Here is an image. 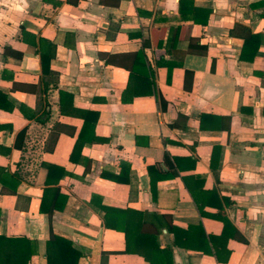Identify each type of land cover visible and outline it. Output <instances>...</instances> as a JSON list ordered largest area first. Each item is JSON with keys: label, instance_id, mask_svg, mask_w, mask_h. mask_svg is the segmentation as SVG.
Returning a JSON list of instances; mask_svg holds the SVG:
<instances>
[{"label": "crops", "instance_id": "crops-1", "mask_svg": "<svg viewBox=\"0 0 264 264\" xmlns=\"http://www.w3.org/2000/svg\"><path fill=\"white\" fill-rule=\"evenodd\" d=\"M105 207L171 216L168 263L264 264V0H0V235L149 264Z\"/></svg>", "mask_w": 264, "mask_h": 264}, {"label": "trees", "instance_id": "trees-1", "mask_svg": "<svg viewBox=\"0 0 264 264\" xmlns=\"http://www.w3.org/2000/svg\"><path fill=\"white\" fill-rule=\"evenodd\" d=\"M253 35L252 31L247 29L245 41L252 40ZM105 211V226L123 231L126 235V250L141 254L149 264H171L167 262V256L172 254V251L162 248L159 243V235L163 228L175 234L176 244H183L179 241L180 228L173 225L171 216L168 214L155 215L156 219L150 221L152 227H147L149 219L146 210L139 211L138 216L134 217H131V210L105 207ZM56 240L63 239L56 237L48 241L49 264H53L54 256L51 253V247L56 244ZM64 242L70 244L68 241ZM35 252V243L25 237L13 238L0 235V264H30Z\"/></svg>", "mask_w": 264, "mask_h": 264}]
</instances>
